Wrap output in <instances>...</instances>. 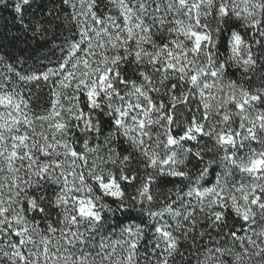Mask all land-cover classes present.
I'll return each instance as SVG.
<instances>
[{"label":"trees","instance_id":"1","mask_svg":"<svg viewBox=\"0 0 264 264\" xmlns=\"http://www.w3.org/2000/svg\"><path fill=\"white\" fill-rule=\"evenodd\" d=\"M145 1L154 5L150 9L155 13L139 18L145 30L143 50L137 56L130 44H118L113 73L120 86L138 84L146 75L161 91L158 100L152 95L154 101H163L164 112L174 123L183 128L196 116L204 125L198 142L183 147L180 176L148 169L141 154L123 139L111 105L102 101L92 108L73 81L55 84L73 47L83 43V18L72 0H0L2 85L17 107L31 115V128L37 132L51 128L60 136L67 155H73L68 157L77 158L78 167L84 169L83 180L88 181L86 170L102 168L114 173L121 190L120 198H112L93 184L98 217L83 221L75 211L63 213L53 186L37 187L31 181L10 226L0 202V264H48L50 257L49 264H241L234 258L241 243L245 246L250 233L264 223V218L245 222L215 198L212 189L219 180L218 164L233 152L220 147L214 136L205 135L217 122L215 114L195 110L191 88L183 89L170 73L160 76L151 69L160 50L173 51L175 35L180 33L175 15L179 13L208 37L200 48L186 47V55L198 65L214 66L228 89L252 98L255 111L264 116V0H244L238 5L234 0ZM81 2L94 26L99 22L107 30L114 27L120 32L136 17L126 12L121 0ZM120 33L124 43L125 32ZM233 34L249 54L246 69L236 67L230 58ZM182 92L188 100L169 106L168 95ZM238 114L235 109L224 113L235 127ZM175 132L176 138L182 135ZM156 137L161 139L162 134L156 132ZM260 145L264 151V138ZM12 146L15 156H39L27 139ZM198 176L206 177L200 190L210 192L195 203ZM45 251L48 261L42 258Z\"/></svg>","mask_w":264,"mask_h":264},{"label":"rangeland","instance_id":"2","mask_svg":"<svg viewBox=\"0 0 264 264\" xmlns=\"http://www.w3.org/2000/svg\"><path fill=\"white\" fill-rule=\"evenodd\" d=\"M234 1L238 5L244 0ZM72 2L77 10L79 8L83 18V43L81 47H73L63 72L55 77V84L60 86L62 82L73 81L75 88L84 94L92 108L102 101L111 105L116 111V124L123 139L141 154L148 169L161 175L180 176L177 171L183 166V147L189 142H198L199 136L205 132L204 125L196 116L191 124L183 128L179 123H174L172 117L164 112L163 101H154L152 95H156L158 100L157 95L161 91L154 87L146 75L138 84L120 86L122 83L113 73L114 50L118 44L119 47L130 44L137 56L143 50L145 30L139 18H143L147 12L155 13L150 9L154 5H146L145 0H121L126 12L136 16L134 20L130 18L120 31L125 32L123 36L126 41L124 39L123 43L124 37L116 28L107 30V26L99 22L94 26V19L88 18L87 11L82 10L81 0ZM175 15L180 33L175 35L174 49L160 50L151 63L152 72L160 76L170 73L183 89L191 88L195 110H207L215 114L217 122L205 135L214 136L220 147L233 151L218 164L219 180L215 181L212 189L215 198L245 222L264 218V151L260 145L264 138V116L255 111L252 98L229 90L222 81L220 71L214 66L198 65L186 55V47L190 50L200 48L206 45L208 37L199 29H193L188 17L179 13ZM230 58L236 67L246 69L249 66V54L237 34H233L230 39ZM187 96L186 92L179 95L171 93L168 95V105L184 104L188 100ZM234 109L239 112L238 127L224 115ZM25 110L17 107L16 101L0 81V154L3 162L0 202L1 213L9 220L8 225L16 221L14 216L19 213L20 201L24 199L25 190L30 187L31 181L37 187L42 184L53 186L57 202L63 206V213L68 215L75 211L83 221L97 219L100 207L92 186L96 184L105 196L120 198L121 190L114 173L102 168L88 169L85 171L88 181L83 180L80 175L84 169L78 167L77 158L68 157L73 155H67L60 136L51 132V128L44 132L31 128L28 123L31 115H27ZM79 118L83 119L82 115ZM160 124L162 130L159 129ZM10 126L15 128L11 129ZM175 131H180L182 135L176 138ZM156 132L162 134L165 140L158 139ZM26 139L33 145L34 151L39 152V156L31 159L15 156L13 143ZM205 178H196L195 203L210 192L200 190ZM250 234L245 246L241 243V251H237L234 258L241 264H261L260 261L264 260V223ZM46 254H43V259ZM45 260L48 261V258ZM51 261L53 259L50 257L48 264Z\"/></svg>","mask_w":264,"mask_h":264}]
</instances>
